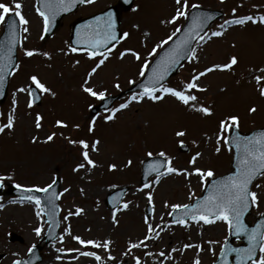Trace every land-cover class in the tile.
<instances>
[{"label": "rangeland", "instance_id": "1", "mask_svg": "<svg viewBox=\"0 0 264 264\" xmlns=\"http://www.w3.org/2000/svg\"><path fill=\"white\" fill-rule=\"evenodd\" d=\"M0 2L12 4L13 0ZM18 2L22 5L21 14L28 24L20 23L21 36L17 47L19 67L13 69L7 96L0 104V125L7 123L9 114L14 115V127L0 133V182L4 184L0 195V264H13L16 259L26 257L28 248L37 243L43 244V248L41 261L36 264H86L90 261L92 264H134V258L152 264L161 252L165 253V256H160L164 264H193L196 259L200 264H212L228 234L226 224L216 221L215 225L210 224L213 225L210 229L194 233L188 225L182 227L172 222L168 213L172 211V204H189L203 190L200 178L195 174L184 175L185 170L194 173L195 169H211L215 176L230 170L232 152L224 147L219 153L215 151L221 120L238 116V128L242 132L264 126V96L260 95L264 81L257 84L254 79L256 75L264 76V72L259 71L264 69V23L259 22V18L264 16V0H187V10L192 5H199L223 12V17L208 29L209 35L212 31H220L218 26L226 20L252 16L257 21H249L242 26L225 25L222 36L212 37L207 43L197 42L198 60H187L166 81L167 86L182 88L193 75L207 67L225 64L235 56L237 65L232 69L206 74L197 82L206 90L191 92L198 98L197 106L209 107L212 115L205 116L193 111L174 97L165 95L156 101L147 98L140 102L133 101L127 108L116 112L111 120L105 117L139 91L121 94L107 110L91 115V107L100 100L85 92L84 87L109 96L119 94L139 81L142 63L149 64L154 57L149 55L151 49L175 28H180L185 20L181 17L175 24L162 23L175 14V0H134L129 9L122 10L119 29L121 33L128 32L129 36L116 43L110 51L104 52L108 59L91 77L88 73L102 57L89 59L86 51L71 52L69 26L77 18L100 11L116 3V0H94L91 4L79 6L64 16L47 38L43 36L36 0ZM24 27L28 28L27 33L23 31ZM1 30L2 24L0 33ZM145 32L149 33L148 37L144 36ZM24 50H33L36 54L27 57ZM126 50L139 53L141 60L137 61ZM122 52L126 54L121 59ZM43 53H48V56ZM32 75H36L50 92L41 93L40 104H33L29 108L27 91L21 93L17 89H27ZM13 99L16 100L15 106ZM250 108L256 111L250 112ZM37 114L42 117L39 129L35 126ZM58 120L67 127L57 126ZM89 127L92 128L91 132ZM178 131H183L185 135L176 136ZM52 133L56 134L53 140L47 141V136ZM70 140L88 142L89 156L96 167L89 169L86 165L74 171L83 161L82 149L78 143H69ZM94 141H99L97 151H91ZM181 144L187 145V151L179 149ZM161 151L181 174L164 175L158 184L154 182L156 175L152 176L147 181L149 187L144 188L139 181L140 164L148 157V152L157 156ZM197 153L200 155L197 156ZM193 157H196L195 163H189ZM129 160L132 161L131 165L127 164ZM113 164L116 168L110 170L109 166ZM56 177L60 179L59 233L52 243L44 244L41 240L47 227L44 216L41 214L37 217L33 203L10 195L9 184L43 188ZM256 184L260 188H256ZM119 186L129 189L118 207L120 210L116 208L111 211L106 207L104 198L110 190ZM142 188V191L138 190ZM251 189L259 197L258 206L252 207L247 216V221L253 223L256 217L264 213V175L253 182ZM149 193L152 194L151 204L148 202ZM124 203H128L127 209H123ZM148 203L152 210L150 216L145 215ZM78 208L83 210L80 214L69 215ZM158 213L161 223L165 224L159 238L129 251L130 243H139L144 238L143 234H149L147 224L152 223ZM189 222L204 224L202 220H189L187 224ZM36 228L41 229L39 235ZM164 230L168 231L171 242L160 240ZM10 232L22 237V242L10 241ZM74 236L101 244L109 241V247L107 250L85 247L75 241ZM184 242L199 245L202 250L184 248ZM234 244L240 242L234 241ZM49 249L57 253L54 260H50L53 253ZM83 251L94 252L101 257V261L80 254L69 256ZM109 256L114 259H108Z\"/></svg>", "mask_w": 264, "mask_h": 264}, {"label": "snow or ice", "instance_id": "2", "mask_svg": "<svg viewBox=\"0 0 264 264\" xmlns=\"http://www.w3.org/2000/svg\"><path fill=\"white\" fill-rule=\"evenodd\" d=\"M81 4H91L94 0H42V7H37L36 11L38 15L43 19L44 24V32L48 31L49 25L51 23V19L54 18L56 14L60 11H68L74 3ZM127 2V0H125ZM177 8L175 10V14L171 17V19L167 21H162V23L166 24H175L176 21L184 17L187 19V9L189 7L187 0H175ZM192 8L199 7L198 5H192ZM14 9V11H13ZM22 5L18 2V0H13L12 4L0 2V24L4 23L6 20L7 14H12L19 19V23L23 25H27L28 21L21 14ZM235 12V9H233ZM208 17L201 18L199 15H194L192 19V23L188 25L187 29L184 31L183 35L176 40H173L174 37L177 36L178 33L181 32V28L177 27L174 31L167 36L166 39L161 40L158 44H156L152 49L149 55L155 56L157 55V49H163L164 45L169 44L170 41L173 42L172 46L167 48V50L163 51V55L160 56V59L156 61V66L151 69V75H148L146 81L141 83L140 88L141 91L133 94L129 101L121 104L119 108L113 109L112 114L105 117L107 120H111L114 118L115 113L120 110L127 108L129 104L133 101L140 102L141 100L147 98L149 100H161L165 95H170L174 97L181 104L188 106L193 111L199 112L205 116L212 115V111L209 107L204 105L197 106L198 98L196 95L191 94L192 90L196 91H205L206 89L201 88L198 85V81L201 77L205 76L208 73H211L215 70H226L232 69L234 65H237L238 60L235 56L230 57L229 61L225 64H216L211 67H207L204 71H201L191 77L189 81H187L182 88H174L166 85V76L170 68L179 63L181 60H188L189 62L198 60L197 49L191 47L194 41L196 42H204L207 43L212 37H219L223 35V31L225 29V25H244L246 22L251 21L252 23H256L257 21L252 16H244L235 18L232 20H226L224 24L219 25L220 31H212L209 35L207 31H203V26ZM98 24L96 31H89V34L82 38V40H77L76 43L84 42L87 45L85 49L86 54L89 59H92L99 55L102 57L95 64V67L91 69L88 73V76L91 77L93 73L97 71L105 63L108 59V56H105L100 49H105L109 44H112L114 47V43H118L120 40L126 39L129 36L128 32H124L118 37L116 32L114 31V24L111 22V14H109V19L107 21L106 27L101 28L99 25V18H97ZM260 23H264V16L259 18ZM87 27V26H86ZM23 31L25 33L28 32V28L24 27ZM203 31V34H201ZM145 37L149 36V33H144ZM43 38V37H42ZM26 39V37H25ZM20 43L18 39V29H17V21L11 20L8 21V49L5 56H0V84H3L5 75H10L7 71L8 68L13 67L10 63L12 59V50L13 47ZM22 47V45H21ZM110 51V49H108ZM71 52H76L77 48H70ZM130 52V54L137 60H141V56L139 53L126 50ZM36 53L33 50H24V55L27 57H32ZM126 53H120V58L122 59ZM44 56H48V53H43ZM78 63V61H77ZM19 65H16L15 68H18ZM149 68V64L147 62L142 63V67L140 68V76H145V70ZM259 71L264 72V69H260ZM31 81V85L26 88L17 89L18 92H25L31 98L38 99L36 92L33 91L32 86H35V89L40 93H49L50 89L46 87L43 83L40 82L36 75H32L29 77ZM257 84L261 81H264V76L256 75L254 76ZM85 84L88 83L87 80L84 81ZM131 83V82H130ZM118 87V85H117ZM85 92L89 93L91 96L96 97L99 100H103L105 98V94L103 92H96L90 87H84ZM159 93V94H157ZM260 95L264 96V88L260 89ZM13 105H16V100L13 99ZM33 106V99H30L28 102V107L31 108ZM15 108H13V113ZM250 112H255V108H250ZM41 119L42 117L37 114L35 120V126L37 129L41 127ZM59 127H67L62 121L56 122ZM14 127V115L9 114L7 118V123L0 125V133H3L5 129L11 130ZM78 127V126H77ZM239 127V117L232 115L228 116L225 119L219 122V133L216 138V147L215 151L219 153L221 151V147L226 148L229 152L235 149V171L227 176H224L220 179H215V173L211 170H201L195 169L194 173H188L186 170L183 172L184 175L195 174L200 178L201 184L207 187L208 182L211 183L210 187H207L208 195L204 196L201 200H197L196 203L193 204H172L170 207L172 209L168 215L173 216V222L182 227H187V221H203L204 224L215 223L216 221H222L226 224L229 234L235 235H244L247 237L248 246L246 248H233L227 245V238L225 239V243L221 246V256L227 257L228 254L234 253L237 259V264H264V222L257 224L254 228L249 230V228L244 223V215L249 211L250 207L258 206L259 197L258 194L251 189V185L253 181L257 179L258 176L264 175V130L256 131L250 136H231L225 135L226 133H230L232 129H238ZM89 131H92V128L89 127ZM56 134L52 133L47 136V141L53 140ZM185 133L183 131L176 132V136H184ZM35 141L36 138L34 137ZM69 143H78L82 149L81 155L83 157V161L79 163L74 169V171H78L79 169H83L86 165L89 169L96 167L95 162L89 156V144L85 140L72 141ZM99 141H94L91 144V151H97V145ZM153 153L148 152L147 156L151 158ZM197 156L200 153L196 154ZM158 156L164 158L162 162L150 163L145 169V175L150 173H155V183L158 184L160 179L164 175L171 174H181L179 170L175 167L171 166V159H169L166 154L161 151L158 153ZM196 157H193L189 163L194 164ZM128 165L132 164V161L129 160L127 162ZM110 170H114L116 165H110ZM161 168L164 169L161 172ZM9 179L11 177H8ZM2 179V178H0ZM56 181L53 180L52 183L48 184L43 188H26L23 189L24 192L31 193L33 191L36 192H49L52 189L53 184ZM2 186V185H0ZM19 188L20 185H17ZM144 188H148L149 185L146 183L143 186ZM256 188H260L259 184H256ZM142 191V189H138ZM68 191V189H65ZM53 197L57 199L59 196L53 192ZM22 200H27L29 202L35 203L36 206V215L39 217L41 213L44 211L41 208V201L38 197H33L31 195L22 197ZM15 202V201H14ZM148 202L151 204L152 202V194H148ZM49 203H51V197H49ZM167 206V205H166ZM2 207V206H0ZM54 207V206H53ZM128 208V203L123 204V209ZM117 210H120L117 208ZM83 210L76 209L75 213H69V215L80 214ZM181 212L182 215H176V213ZM52 215L51 213L49 214ZM116 212H113V221L115 222ZM65 220L68 219L67 216L64 217ZM54 223V221H53ZM147 224V220H145ZM159 227V226H157ZM148 232L154 233V235H146L145 240H151L155 238H159L160 232L155 231L151 224H147ZM36 233L39 235L41 232L40 228L35 229ZM70 234V233H69ZM75 241H77L82 246H91L94 248H104L105 250L109 247V241H104L102 244L93 240H84L79 236L72 237ZM209 243H217L216 241H210ZM144 245V241H140L139 243H134L129 245V251L132 248H138ZM146 246V245H144ZM196 247L198 250L200 249L199 245H191L186 244L184 248ZM172 251H177V249H173ZM81 256L92 257L97 262L101 261V257L96 255L91 251H83L80 252ZM147 255H151V253H147ZM160 256H165V253L161 252ZM170 258V257H168ZM108 259H114V257L109 256ZM135 264H140L139 258H134ZM14 264H22L21 261H15ZM193 264H200L199 259L193 261ZM223 264H227L226 259L223 260Z\"/></svg>", "mask_w": 264, "mask_h": 264}, {"label": "water", "instance_id": "3", "mask_svg": "<svg viewBox=\"0 0 264 264\" xmlns=\"http://www.w3.org/2000/svg\"><path fill=\"white\" fill-rule=\"evenodd\" d=\"M132 1L133 0H127V2H125V0H118V2L115 5L109 6L105 10H103V11L97 13V14H94V15H91V16H88V17H85V18H81V19H78L75 22H73L72 25H71V44L74 47H76V48H87L86 43H84V42L76 43V41L78 39L82 40V38H84L85 36H87L89 34V31L98 30L97 29V24H98L97 18H99L100 27L101 28H105L106 24H107V21L109 19V14H111V22L114 24V31L116 32V35L119 37L120 35H119V31H118V26H119V13H120V10L128 8L131 5ZM80 4L81 3L76 2V3H74L73 6H71L69 8L68 11H60L58 14H56L54 16V18L51 19V23L49 25L48 31L46 32V36L50 35L55 30V28L59 24V20L64 15H66L69 12L73 11L74 9H76L77 6L80 5ZM38 7H42V0H38ZM194 15H199L201 18L208 17V19L205 21L204 26H203V31H205L206 28L209 26V24L211 22H213L215 19L220 17L221 13L219 11L202 9V8H199V7L192 8L190 10V12L188 13V16H187V19H186V22H185L184 26L181 28V32L178 33L177 36L173 40H176V39H178L179 37H181L183 35V33L187 29L188 25H190L192 23V19H193ZM11 20H16L17 21V18L14 15H11V16H8L6 18V20H5L4 31H3V33L0 36V56H5L6 53H7V49H8V21H11ZM17 29H18V39H19L18 21H17ZM203 31H202L201 34H203ZM194 42H193V44H194ZM113 43H115V42H113ZM172 44H173V42L171 41L157 55V57L150 64V66L148 68V71H147L146 75L144 76L143 80L140 83H138L137 85H135L134 87H132L131 89H129L128 91H132V90H135V89H141L140 88L141 83L146 81V78H147L148 75H151V69L156 66V61H158L160 59V56L163 55V51L167 50V48L171 47ZM110 45L111 44H109L107 47H109ZM192 45H191V47H192ZM16 46H17V44L13 47L12 59L10 61L11 65L13 67L16 64V53H15ZM103 50L104 49H100V51H103ZM183 61L184 60H181L179 63H177L176 65H174L172 68L169 69V71L167 73V76H166V79L176 72V70L182 64ZM13 67L8 68L7 71L10 73ZM8 76L9 75H5L3 84H0V102L3 101V99L5 97V94H6V86H7ZM33 91L36 92V95L38 96V99H39V94L37 93V91L35 89H33ZM34 99L36 101H38V99H36V98H34ZM112 100H113V98L104 99L103 103H101L99 106H97V107H95L93 109V112H96L99 109H102V108H105V107L109 106L110 103L112 102ZM260 130H264V128L258 129V130H254V131H252V132H250L248 134H241V133H239L237 131V129H232L229 137L236 136V135H239V136H250L254 132L260 131ZM184 149H185V147H184ZM235 156H236L235 149H233V160H232V164H231L233 170L230 173H228V174H226L224 176L230 175V174H232L235 171V163H236ZM154 162H162V160L161 159H152V160H147V161L144 162V164H143L144 165V167H143L144 175L142 177V182H144L146 180V178L150 174H152V173H150L148 175H145V169L147 168V166L150 163H154ZM220 178H222V177L215 178V179H220ZM58 184H59V181L56 180V183L53 184L52 189H50L49 192H47V193H45V192H36V191L28 193V192H24L23 189H18L16 187H12V193H14V194H16L18 196L26 197V196L31 195L33 197H38L40 199L41 208L44 209L43 213H45L46 220L50 223L49 228H48L47 233H46V242L47 243L51 242L54 239V237H55V235L57 233V227H58L57 198L53 197L52 193L55 192L57 194ZM210 186H211V183L208 182L207 187H210ZM207 187H205L203 195L200 198L196 199L194 201V203H196L197 200H201L204 196L208 195ZM125 191H126V188L124 187V188H121V189H118V190H115V191L111 192L108 195V198L106 199L107 206L109 208H111V209L115 208L118 205V203H119V201H120V199H121V197H122V195L124 194ZM49 197H51V203H49ZM249 211H250V208H249ZM249 211L247 213H245V215H244V218H243L244 219V223H245V216L249 213ZM50 213L52 214L51 216L49 215ZM147 213L149 214V211H147ZM176 215H179V213H176ZM172 219L174 220L173 216H172ZM53 221H54V223H53ZM261 222H264V215H262L260 218H258L256 220V223H255L254 226H249L247 223H245V225L249 228V230H251L252 228H254L257 224H259ZM16 238L19 239L16 235H12V239H16ZM235 238L242 239L244 241V245H241L239 247H233L231 245V240L235 239ZM227 245L229 247H233V248H246L248 246L247 237L244 236V235L229 234V236L227 238ZM39 249H40L39 245L33 247L30 250V254H29L28 258L23 259L21 261L22 264H33V263L39 261L40 260V257H39V254H38ZM230 255H234L233 264H237V259H236V256H235L234 253H230V254L227 255V257H223V258H222L221 254H220V256H219V258H218V260H217V262L215 264H223V260H225V259L227 261V264H230V258H229Z\"/></svg>", "mask_w": 264, "mask_h": 264}, {"label": "bare ground", "instance_id": "4", "mask_svg": "<svg viewBox=\"0 0 264 264\" xmlns=\"http://www.w3.org/2000/svg\"><path fill=\"white\" fill-rule=\"evenodd\" d=\"M160 218H161V215H160V213H158L156 219H154V221L152 223H150V224L153 226V228L155 229V231H158V232L161 233V230L163 228H165V224H162L161 223ZM187 225L192 230V232H194V233L195 232L196 233H199L200 232L201 233L203 231H206V230L210 229V227H212L213 225H215V223H213V225H210V224H201L199 222L198 223H196V222H189ZM157 226H159V227H157ZM146 235H154V233H149V234H146L145 233V234H143L144 238H145ZM144 238L142 240V241H144V243H151L150 240H145ZM160 240H162V241L163 240H168L169 242H171V240H169V235H168V231L167 230H164L163 231ZM186 244H187L186 242L183 243V245H186ZM188 244L193 245L191 242H189ZM49 252L50 253H53L52 254V257H50V260H54V258H56L55 256H57V253L54 252V250H52V249L51 250L49 249ZM79 254L80 253H78V252H74L72 254H69V256H77ZM155 258L153 259L152 264H164V262H161L160 261L161 260L160 259L161 258L160 256H156ZM133 262L135 264V260ZM86 264H92V262L90 261V262H88ZM140 264H145V262L143 263L142 260H140Z\"/></svg>", "mask_w": 264, "mask_h": 264}]
</instances>
